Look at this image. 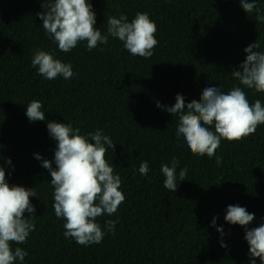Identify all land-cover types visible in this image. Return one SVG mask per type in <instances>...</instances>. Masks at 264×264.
<instances>
[{"label": "trees", "instance_id": "16d2710c", "mask_svg": "<svg viewBox=\"0 0 264 264\" xmlns=\"http://www.w3.org/2000/svg\"><path fill=\"white\" fill-rule=\"evenodd\" d=\"M89 2L103 34L107 16L124 13L131 21L147 12L157 25L154 55L133 56L112 37L91 51L80 42L64 53L43 30L37 15L44 11L42 0H0V164L10 185L34 187L37 195L30 197L35 229L26 243L13 244L28 255L16 264H250L245 228L224 217L229 204H239L255 214L249 227L264 222V125L244 139H222L217 165L215 157L194 156L176 137L178 118L157 105H173L177 93L190 102L208 86L228 92L238 85L231 72L241 70L244 49L256 41L264 51V20L245 12L239 0ZM256 4L264 15V0ZM36 49L71 63L76 75L43 78L31 65ZM244 90L250 103H264V93ZM33 99L42 102L46 120L27 118ZM53 120L72 123L83 135L102 130L115 143L105 158L120 175L126 198L115 214L98 218L102 227L117 221L115 235L105 228L99 244L65 238V221L54 213L51 175L34 155L55 166L56 142L47 129ZM173 157L179 160L176 192L164 187L160 171ZM144 161L149 172L141 176ZM182 168L187 176L179 181Z\"/></svg>", "mask_w": 264, "mask_h": 264}, {"label": "clouds", "instance_id": "9594fccd", "mask_svg": "<svg viewBox=\"0 0 264 264\" xmlns=\"http://www.w3.org/2000/svg\"><path fill=\"white\" fill-rule=\"evenodd\" d=\"M239 3L250 15L254 11L258 13L256 20H264V15H259L256 0H239ZM42 7L44 11L37 15L42 20L43 30L64 53L76 48L80 42H86L87 49L91 51L100 44H108L109 37H112L118 38L133 56L148 59L154 55L158 44L155 36L157 25L147 12H137L131 21L124 13L107 16V30L103 34L95 26L96 13L89 0H42ZM260 47L255 41L244 49L247 56L239 66L241 70L231 72L238 85L228 92L217 86H208L199 99L186 102L185 96L177 93L173 105L158 103V107L178 118L176 137L178 140L183 138L194 156L215 157L216 164L220 165L222 157L217 156L216 151L222 139L238 141L254 134L259 125H264V103L260 99L250 103L244 90L264 93V51L259 50ZM31 65L47 80L57 77L71 79L76 75L71 63H65L56 58L54 52L42 49L34 51ZM42 107V102L36 99L27 103L26 116L30 122L46 120ZM47 129L56 142L55 166L53 160L40 153L34 155L51 175L53 209L56 217L65 221L64 236L79 245L99 244L104 239L105 228L115 235L117 221L106 220L102 227L98 218L115 214L126 198L121 191L120 175L114 174L113 167L105 158L108 148L115 149V143L102 130L83 135L80 128L73 127L72 123L48 121ZM0 159H4L2 154ZM7 163H12L10 157ZM178 164V158L173 157L170 164L161 166L163 184L169 191L178 189ZM187 171L186 168L180 169L179 181L186 180ZM148 172V162L144 161L139 166V173L146 176ZM32 196H37L34 187L10 185L6 170L0 164V264L23 262L28 255L21 247L13 249V244L26 243L35 229L36 209L30 200ZM217 219L213 218V226ZM224 219L245 228L250 264H256L257 258L264 264V222L257 227H249L255 220V214L239 204H229ZM217 230L223 237V227ZM221 246L227 247L223 239Z\"/></svg>", "mask_w": 264, "mask_h": 264}]
</instances>
